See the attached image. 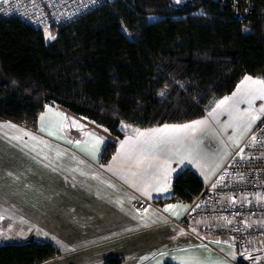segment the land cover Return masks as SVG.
I'll list each match as a JSON object with an SVG mask.
<instances>
[{"label":"trees","instance_id":"16d2710c","mask_svg":"<svg viewBox=\"0 0 264 264\" xmlns=\"http://www.w3.org/2000/svg\"><path fill=\"white\" fill-rule=\"evenodd\" d=\"M231 2L112 0L52 26L49 39L0 14V120L36 130L55 103L121 138L122 124L145 128L206 115L244 76L264 80V0H253L245 18L232 15ZM115 150L107 143L100 162ZM204 186L186 167L171 195L157 201L191 203ZM59 254L47 240L0 244V264H41Z\"/></svg>","mask_w":264,"mask_h":264},{"label":"crops","instance_id":"0c3cea01","mask_svg":"<svg viewBox=\"0 0 264 264\" xmlns=\"http://www.w3.org/2000/svg\"><path fill=\"white\" fill-rule=\"evenodd\" d=\"M245 77L263 80L244 76L230 95L212 106V112L216 109L212 116L209 110L183 123L145 128L122 124L121 138L113 134L103 139L93 130L78 131L79 123L75 127L73 117L58 110V105L49 109L52 104L40 114L36 131L0 120V244L30 241L22 236L34 232L38 241H50L60 250L41 264H101L119 255L125 257L123 264H235L241 256L257 261L248 256L255 248L262 252L259 247L249 244L241 250L222 237H208L203 229L183 227L179 220L188 203L157 201L171 195L173 178L186 167L205 185L213 181L232 149L263 119L264 99L257 95L249 106L247 92L254 86L245 83ZM226 97L232 99L217 109ZM252 115L258 118L252 121ZM195 121L206 123L196 131L178 134V141L148 146L146 153L128 154L125 142L135 138V130ZM24 132L36 137V145L28 144ZM20 136L18 141L24 144H8ZM108 142L115 143L116 150L102 164L101 154ZM140 159L143 163H137ZM139 198L150 201L148 207L138 209L135 202ZM15 222L22 239L10 237Z\"/></svg>","mask_w":264,"mask_h":264},{"label":"built area","instance_id":"2783aa9c","mask_svg":"<svg viewBox=\"0 0 264 264\" xmlns=\"http://www.w3.org/2000/svg\"><path fill=\"white\" fill-rule=\"evenodd\" d=\"M226 4L228 0H214ZM112 0H4L0 14L17 17L36 28L59 26L79 18ZM232 15L249 17L253 0H232ZM254 138V139H253ZM135 205L143 210L149 203L139 198ZM203 229L210 238L222 237L236 248L264 242V117L242 145L232 150L223 169L190 203L180 224ZM184 227H186L184 225ZM31 240H39L32 237ZM264 264V257L249 262L244 257L235 264Z\"/></svg>","mask_w":264,"mask_h":264},{"label":"snow or ice","instance_id":"6c2138e0","mask_svg":"<svg viewBox=\"0 0 264 264\" xmlns=\"http://www.w3.org/2000/svg\"><path fill=\"white\" fill-rule=\"evenodd\" d=\"M179 2V0H177ZM54 38V37H48ZM250 82L253 88H251L247 95L251 97L248 99L249 106L251 107L252 99H255L258 95L260 99H264V80H252L250 77H245V83ZM235 96V94H234ZM232 98L226 97L225 99L221 100L217 105L216 108H221L222 106L226 105L229 100ZM216 109H213V112L209 113L212 116L215 113ZM60 115V114H57ZM258 117L256 115L251 116V120L255 121ZM43 120V117L41 118ZM75 123V122H74ZM206 123V121H195L192 124H186L181 126H167L165 125L162 128L158 129H151L148 131H139L135 130V138L130 137L127 142H125L128 146V154L131 155L135 152L146 153L148 146H152L155 148L157 144H164V143H172L173 141H178L179 136L178 134L184 133L186 134L189 130L196 131L199 125ZM15 127V126H12ZM41 131H45L43 127H41ZM49 135H53L52 132H48ZM23 135L29 136L31 139L36 140V137L31 133L24 132ZM23 137H13V139L21 140ZM60 138V137H58ZM254 139V138H253ZM100 141L97 139L96 143L98 144ZM42 143V141H41ZM122 149L125 147V144L121 145ZM137 163H143V159L137 161ZM151 166V164L149 165ZM83 174V173H82ZM117 203H121L122 201H117ZM171 208V206H170ZM170 208H166L165 211H170ZM147 212V210H145Z\"/></svg>","mask_w":264,"mask_h":264},{"label":"rangeland","instance_id":"374dc122","mask_svg":"<svg viewBox=\"0 0 264 264\" xmlns=\"http://www.w3.org/2000/svg\"><path fill=\"white\" fill-rule=\"evenodd\" d=\"M176 2H177V0H175ZM180 1H182V0H179V2ZM201 12V11H200ZM157 17L156 16H151V17H149V19L150 20H155ZM51 28L52 27H50V28H45V29H43V31H44V33H45V36H46V39H49L48 37L50 36V31H51ZM52 105L53 106H50L49 107V109H51V108H54V106H56V105H58V104H54V103H52ZM57 109L58 110H60L62 113H65L68 117H73V119H72V122L74 123L75 122V127H77V125H76V122H78L79 123V130L78 131H90V130H93L96 134H98L99 136H101L103 139H105V137H111L112 135H113V133H111L108 129H106L105 127H103V126H99V125H97L96 123H94V122H92V121H90V120H87V119H85V118H83V117H81V116H79V115H76V114H74L73 112H71L70 110H68V109H66L65 107H63V106H60V105H58V107H57ZM212 111L210 110V113H211ZM209 117V116H208ZM20 125V124H19ZM125 126H127L126 124H124ZM22 127H25L26 129H29V130H31L32 131V129H30V128H27L26 126H24V125H21ZM38 127V126H37ZM75 127H72L71 128V130H75ZM24 128V129H25ZM74 128V129H73ZM121 128H122V126H121ZM37 130V129H36ZM36 130H34V131H36ZM73 135H74V133H73ZM75 135H76V132H75ZM7 142H8V140L7 139H5ZM24 140V139H23ZM34 141L35 140H33V139H31L30 137H29V142H28V144L29 145H36V144H33L34 143ZM108 143H110V142H108ZM8 144H12V145H16V144H24V143H19V141L17 140V139H11V141H9L8 142ZM242 145V144H241ZM241 145H239V146H236V147H234L235 149H237V148H239ZM233 148V149H234ZM232 149V150H233ZM220 173V172H219ZM144 199V198H143ZM149 204H150V201H148L147 199H145ZM189 205H190V203H188ZM188 208H189V206H188ZM181 220V219H180ZM180 220H179V222H180ZM182 225V224H181ZM186 227L185 228H188V229H194V228H196V229H199L198 227H193V226H191V227H189L188 226V224L186 223V224H184ZM184 225H182L183 227H184ZM14 227H13V232L11 233V235H10V237H12L14 240L18 237L19 239H22V237H23V239H29L30 241H31V239L30 238H32V237H36V236H38L39 237V235H37V234H35L34 232H28L27 234H25V236H22V237H20L21 235V232H20V229L18 228L19 227V225H18V223H14V225H13ZM46 236H48V235H46ZM40 238V237H39ZM40 240V239H39ZM51 240V239H50ZM34 241V240H33ZM36 241H38V239L36 240ZM255 247H258V245L257 246H255ZM259 250L260 251H262V252H259L258 251V249H253V251H254V253H252L251 255H249L248 257L250 258V261H255V260H259L260 258H262V257H264V242H262L260 245H259Z\"/></svg>","mask_w":264,"mask_h":264}]
</instances>
